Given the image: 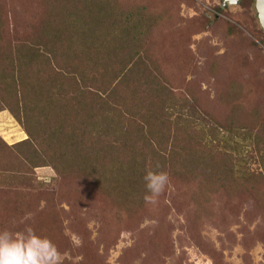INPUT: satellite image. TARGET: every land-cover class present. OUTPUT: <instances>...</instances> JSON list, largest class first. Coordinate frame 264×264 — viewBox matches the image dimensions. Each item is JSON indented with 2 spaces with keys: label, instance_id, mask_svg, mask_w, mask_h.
<instances>
[{
  "label": "rangeland",
  "instance_id": "374dc122",
  "mask_svg": "<svg viewBox=\"0 0 264 264\" xmlns=\"http://www.w3.org/2000/svg\"><path fill=\"white\" fill-rule=\"evenodd\" d=\"M224 1L0 0V230L63 264H264V29Z\"/></svg>",
  "mask_w": 264,
  "mask_h": 264
},
{
  "label": "clouds",
  "instance_id": "9594fccd",
  "mask_svg": "<svg viewBox=\"0 0 264 264\" xmlns=\"http://www.w3.org/2000/svg\"><path fill=\"white\" fill-rule=\"evenodd\" d=\"M143 179L148 193L145 203L156 204L169 183L168 174L149 170ZM0 264H63V258L50 239L25 226L0 230Z\"/></svg>",
  "mask_w": 264,
  "mask_h": 264
},
{
  "label": "water",
  "instance_id": "95a60500",
  "mask_svg": "<svg viewBox=\"0 0 264 264\" xmlns=\"http://www.w3.org/2000/svg\"><path fill=\"white\" fill-rule=\"evenodd\" d=\"M238 0H225L224 3L234 5ZM254 11L259 26L264 29V0H254Z\"/></svg>",
  "mask_w": 264,
  "mask_h": 264
},
{
  "label": "trees",
  "instance_id": "16d2710c",
  "mask_svg": "<svg viewBox=\"0 0 264 264\" xmlns=\"http://www.w3.org/2000/svg\"><path fill=\"white\" fill-rule=\"evenodd\" d=\"M131 171H132V169H131ZM99 175H101V174H99ZM100 178H103L102 176H99Z\"/></svg>",
  "mask_w": 264,
  "mask_h": 264
}]
</instances>
